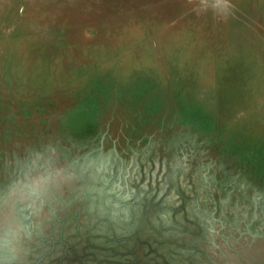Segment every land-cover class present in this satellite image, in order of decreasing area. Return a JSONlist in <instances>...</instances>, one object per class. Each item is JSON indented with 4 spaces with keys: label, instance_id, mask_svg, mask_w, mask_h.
Listing matches in <instances>:
<instances>
[{
    "label": "rangeland",
    "instance_id": "1",
    "mask_svg": "<svg viewBox=\"0 0 264 264\" xmlns=\"http://www.w3.org/2000/svg\"><path fill=\"white\" fill-rule=\"evenodd\" d=\"M0 0V264H264V0Z\"/></svg>",
    "mask_w": 264,
    "mask_h": 264
},
{
    "label": "clouds",
    "instance_id": "2",
    "mask_svg": "<svg viewBox=\"0 0 264 264\" xmlns=\"http://www.w3.org/2000/svg\"><path fill=\"white\" fill-rule=\"evenodd\" d=\"M207 3V0H201V5L203 6L204 4ZM213 8H222L224 9L223 15H227L231 8L232 5L230 4L229 0H213Z\"/></svg>",
    "mask_w": 264,
    "mask_h": 264
}]
</instances>
